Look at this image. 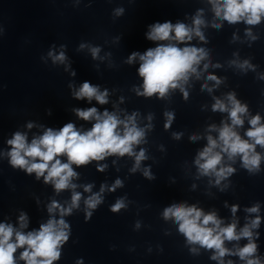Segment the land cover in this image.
<instances>
[{
	"label": "clouds",
	"instance_id": "9594fccd",
	"mask_svg": "<svg viewBox=\"0 0 264 264\" xmlns=\"http://www.w3.org/2000/svg\"><path fill=\"white\" fill-rule=\"evenodd\" d=\"M213 3L216 16L222 17L229 23H237L243 19L247 24H258L261 17L264 16V0H210ZM203 21L196 17L194 19V29L186 27L182 23L172 25L171 23L155 24L151 26V31L147 34V38L152 41H170L183 42L192 38L193 32L197 36H201L199 26ZM218 27V25H217ZM174 32V36L170 33ZM83 47V45H81ZM99 49L93 48L92 55L95 58ZM50 56L53 54L50 52ZM137 53H133L129 58H135ZM203 49L195 47L178 48L172 43L159 44L155 48L148 49L143 55H140L142 64L139 68V74L144 78L143 95L151 96L159 93L162 97L169 88L178 87V82L186 81L188 74L195 73L196 67L200 60L204 58ZM64 54L61 52L57 56H53V61L63 62ZM247 61L244 62V67ZM207 67V65H205ZM210 80H216V77L209 76ZM77 99L87 98L89 101L95 98L100 104L107 102V92H100L95 86L84 82L80 89L75 92ZM187 96V93H185ZM231 108L217 100L213 105V111H228L231 119V125L224 124L219 130L218 140L208 136V146L203 149L196 160L201 173L204 175L215 172L219 178H222L234 171L231 167L220 168L217 171V165L221 163L222 153H227L228 158L240 154L244 166L251 170L258 168L260 163V155L255 153V145L264 146V125L260 124V117H253L249 123L252 125L246 135L251 138L254 143L242 140L234 131L235 126L243 124L242 114L247 112V108L237 101L234 95L228 96ZM78 117L84 120L95 119L96 123L86 132H80L72 123L66 124L59 131L47 129L42 136L33 139L31 143H27L26 136L17 132L14 137L8 140V144L12 146L9 153L10 163L13 167L25 169L28 173H36L37 178L44 176L45 183L52 182L57 192L69 187L75 188L70 183L71 178L76 176L71 165L77 166L87 164L91 160H103L107 155L125 154L133 155V146L141 142L144 135L142 129H138L134 123V116L129 117L127 121L118 119L115 115L109 114L107 111L103 115L98 114L96 108L87 110H76ZM169 121L171 114H168ZM123 125L121 132L119 126ZM32 127L31 124L28 125ZM168 127V124L165 125ZM220 151H216L217 148ZM66 156L67 163H61L58 157ZM136 164L145 158L143 150L136 155ZM37 160L39 162H37ZM203 161V163H201ZM103 170L102 168L100 169ZM47 172V175H45ZM147 175V172L145 173ZM121 182L116 181L113 190L119 186ZM91 186H87L85 191H90ZM103 186L101 192H103ZM81 199L79 193H73L72 204L68 209H60L61 215L71 212L72 207H77ZM87 208L95 209L101 203L99 194L90 196L85 201ZM125 205L122 200H118L113 206L112 211L118 212ZM59 205L53 201L48 211L51 213L57 209ZM258 206L248 209L249 212H257ZM233 213L236 206L232 208ZM91 212L88 213V217ZM174 217L179 224V231L185 235L190 243H198L202 247L215 249L216 254L212 257L217 259L229 253V249L224 247V241L239 240L241 237L248 238L249 243L239 248L236 255L242 260H246V264H260L258 258L253 257L256 252V244L252 242V232L250 227L246 225L239 233L236 231L235 223L222 227L221 220L217 218L215 213L205 214L202 210L195 206L186 207L183 204H176L166 208L164 218ZM21 226L24 225L25 216H20ZM259 217L251 223V228L259 225ZM68 225L63 219H49L46 224L40 226L39 231L22 232L15 231V241H12L14 229L11 225L0 224V264H15L13 254L17 248L27 246L20 254V259L26 261V264H52L54 260L59 259L61 244L68 239L65 229ZM231 264V262H229Z\"/></svg>",
	"mask_w": 264,
	"mask_h": 264
}]
</instances>
